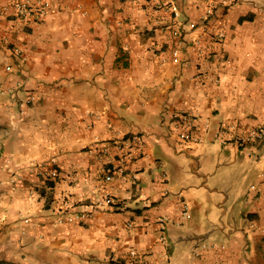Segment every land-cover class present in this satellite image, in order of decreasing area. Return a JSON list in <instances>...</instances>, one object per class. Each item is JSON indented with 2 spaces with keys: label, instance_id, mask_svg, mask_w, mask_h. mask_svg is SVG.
<instances>
[{
  "label": "crops",
  "instance_id": "crops-1",
  "mask_svg": "<svg viewBox=\"0 0 264 264\" xmlns=\"http://www.w3.org/2000/svg\"><path fill=\"white\" fill-rule=\"evenodd\" d=\"M20 1L0 0V264H264V141L247 140L264 128V0H163L176 20L154 0H48L26 22ZM133 135L105 184L102 145L115 162ZM104 191L113 206L55 224Z\"/></svg>",
  "mask_w": 264,
  "mask_h": 264
},
{
  "label": "built area",
  "instance_id": "built-area-1",
  "mask_svg": "<svg viewBox=\"0 0 264 264\" xmlns=\"http://www.w3.org/2000/svg\"><path fill=\"white\" fill-rule=\"evenodd\" d=\"M238 1H241V0H227V1L225 0L221 2V5L222 7H224V10H226L230 8V6H232L235 2H238ZM154 5L158 10L168 12L171 15L172 20L177 19L178 9L174 4L164 2L163 0H154ZM49 7H50V3L48 0H40L37 2H31L30 0H21L20 2L15 4L14 9L16 12V17L19 20L26 22L30 19V17L33 14L37 15L40 18L45 17L48 12ZM217 7H218L217 3L214 1H211L208 4L204 12L203 19L208 20L214 14V11ZM188 27L190 29H193L195 28V24L190 23ZM171 34H172V37L176 38L177 43L179 44L182 43V35H183L182 27H177L173 29ZM217 38L221 39L222 34L219 33ZM198 52L201 53V50H199ZM11 53L13 57H15L19 62L21 63L25 62L26 58L22 55V52L20 49L13 48L11 50ZM171 61L173 63L179 62V50L178 49H172ZM33 100H34L33 95H30L27 98L21 100L18 103V106L21 109H23L29 104H31ZM174 117L179 118L181 121H184V122L193 121V118L189 117L186 114L175 115ZM172 128L174 129L173 126ZM178 137L182 141H186V142H198L199 141V138L191 136L187 133H180ZM250 139H254L256 141H264V128H259V129L249 132L247 140H250ZM142 141L143 139L140 135H133L127 139H123L122 141H117L116 143H114L113 147L119 152V155L117 158L118 160H116L115 162L112 161L113 156L109 153V145H106V144L102 145L101 151L105 155V163H104L102 179L105 184L112 182V180L116 176L121 177L124 175L125 170H126V158H125L124 152L132 149L133 147L141 146ZM56 175L57 173L55 171H52L50 173V177L54 178L56 177ZM133 178L135 179V177ZM114 204H115V200L113 196L108 191H104L101 198L98 201L91 203L89 205L88 210H85L82 212H76V213L61 211L60 213H57V216L54 219V222L56 225H60L64 223L65 221L66 222L74 221V220L82 221L84 219L89 218L91 213L95 209L99 207H103V206H113ZM181 218L183 220H187L190 218L188 208L185 204L182 205ZM165 224H166V220L162 218L158 219V225H159V229L161 232L164 231ZM128 226L130 227V224Z\"/></svg>",
  "mask_w": 264,
  "mask_h": 264
}]
</instances>
